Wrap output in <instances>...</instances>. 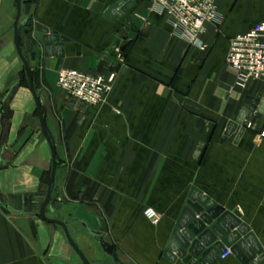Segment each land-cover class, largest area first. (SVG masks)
Returning <instances> with one entry per match:
<instances>
[{
    "label": "crops",
    "instance_id": "crops-1",
    "mask_svg": "<svg viewBox=\"0 0 264 264\" xmlns=\"http://www.w3.org/2000/svg\"><path fill=\"white\" fill-rule=\"evenodd\" d=\"M119 1L21 0V50L31 71L39 70L40 102L59 162L46 218L66 223L91 264H113L101 241L124 264H186L197 237L183 259L172 263L164 254L195 189L246 225L264 252V139L258 138L264 114L254 112L240 135L238 126L224 138L245 97L264 100V81L240 87L226 64L230 40L264 21V0H215L218 17L205 25L204 49L175 35L151 0H133L129 11L109 17ZM15 17L16 0H0V21H8L0 30V93L22 88ZM35 24L68 39L62 57L45 56ZM59 69L116 77L104 102L87 107L57 87ZM32 129L40 131L31 143L37 151L23 143L7 157L17 143L10 144L14 126L0 146V264H83L63 229L39 216L51 156L38 117ZM146 208L158 213L157 224L144 217ZM216 264L240 262L229 253Z\"/></svg>",
    "mask_w": 264,
    "mask_h": 264
},
{
    "label": "water",
    "instance_id": "water-1",
    "mask_svg": "<svg viewBox=\"0 0 264 264\" xmlns=\"http://www.w3.org/2000/svg\"><path fill=\"white\" fill-rule=\"evenodd\" d=\"M133 5V0H120L109 10L108 16L112 18L121 16L129 11ZM23 12L28 20L30 14L29 4H26L23 7ZM21 13V0H16V17L12 24L13 43L16 53L22 62L28 82V88L35 104L40 129L48 144L51 156V172L46 195L39 210V216L48 223L60 226L64 231L69 246L77 254L81 262L83 264H91L71 238L66 223L54 219H48L45 216V209L51 199L52 188L59 162L57 160L55 147L46 128L42 105L34 87L29 62L21 50L18 29ZM35 30L43 35L42 43L44 45L46 57L63 56L64 43L68 41L67 38L60 36L57 32L49 31L48 28L40 24H35ZM34 55L35 52H32L31 60H34ZM254 112L264 114V100L261 99L260 96L256 98L245 97L243 108L240 111L236 122L227 126L224 138L231 135L238 126H241L239 130L240 135L248 126ZM1 203L0 200V204ZM186 206L187 207L183 210L180 219L178 220V230L173 232V238L170 240L167 251L164 254L170 262L174 263L177 258L183 259L185 257L183 249L188 247V242L192 241L194 237H197V240L192 243L189 249L191 260L186 264H216L219 261L220 256L224 255L227 250L238 259L240 264H264V252L262 251V248L250 233L249 228L246 225L241 224L235 215L216 206L214 202L210 201L206 196H202V194L195 189L191 191ZM213 221H215V224L212 226L211 230H207L205 227L212 225ZM82 226L86 228L90 234L96 236V234L88 229L85 223H82ZM216 238L220 239L221 242H215ZM212 244L213 246L211 248L204 251V247ZM100 247L102 251L112 259L113 264H124L118 258L112 245L105 241H101ZM199 256L200 260H197Z\"/></svg>",
    "mask_w": 264,
    "mask_h": 264
},
{
    "label": "built area",
    "instance_id": "built-area-1",
    "mask_svg": "<svg viewBox=\"0 0 264 264\" xmlns=\"http://www.w3.org/2000/svg\"><path fill=\"white\" fill-rule=\"evenodd\" d=\"M153 8L164 14L175 35L192 46L204 49L201 36L205 25L218 17L215 0H151ZM119 54V51L116 50ZM229 70L234 74L237 85L244 87L249 81H264V21L256 23L248 32L233 37L229 43L226 59ZM115 73L94 75L74 69H59L56 85L65 92L71 103L81 106L102 104L115 82ZM264 139V127L258 134ZM144 217L153 224L159 221L158 213L146 208ZM230 252L221 255L226 257Z\"/></svg>",
    "mask_w": 264,
    "mask_h": 264
},
{
    "label": "rangeland",
    "instance_id": "rangeland-1",
    "mask_svg": "<svg viewBox=\"0 0 264 264\" xmlns=\"http://www.w3.org/2000/svg\"><path fill=\"white\" fill-rule=\"evenodd\" d=\"M7 24L8 21H0V30L3 29ZM33 72L34 87L40 99V97H43L42 95L44 93L42 92L43 89L38 83L39 70ZM20 74L21 76L19 83L22 86L21 89H19V85H17L16 87L18 88L13 89L12 91L10 90V88H6L0 93V102H2L1 105L3 110V113H0V146L2 145V143H5L7 145L6 141H8V135L12 126H14L15 131L13 134L14 137L11 139L12 141L10 140V144L13 142H17L16 144L14 143L13 146H11L10 151H8V149L5 150L7 157L15 156V153H17L20 149V144L23 145V143L28 144L27 149H29L30 152L38 150L36 149V146L34 144H31L33 143L32 141L36 139V136L33 137V131L35 130L37 132V135L40 133L39 129H32V125L37 126L35 106L29 93L28 83L23 69ZM8 91L11 92L7 97ZM35 161L38 160L31 158L27 162L35 163ZM20 163L22 164V161H20Z\"/></svg>",
    "mask_w": 264,
    "mask_h": 264
},
{
    "label": "trees",
    "instance_id": "trees-1",
    "mask_svg": "<svg viewBox=\"0 0 264 264\" xmlns=\"http://www.w3.org/2000/svg\"><path fill=\"white\" fill-rule=\"evenodd\" d=\"M31 74H32V78H33V72H32V71H31ZM26 79H27V78H26ZM27 83H28V82H27ZM1 103H2V102H0V113H3ZM0 200H1V202H2V200H3L1 195H0ZM0 205H2V203H1Z\"/></svg>",
    "mask_w": 264,
    "mask_h": 264
}]
</instances>
